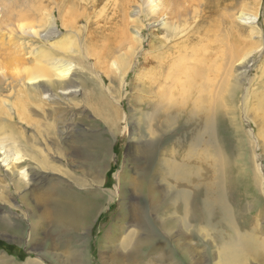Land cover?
I'll use <instances>...</instances> for the list:
<instances>
[{
  "label": "rangeland",
  "instance_id": "obj_1",
  "mask_svg": "<svg viewBox=\"0 0 264 264\" xmlns=\"http://www.w3.org/2000/svg\"><path fill=\"white\" fill-rule=\"evenodd\" d=\"M121 1L0 0V264H218L232 229L200 218L216 164L235 228L264 241V0ZM60 196L78 228L57 226Z\"/></svg>",
  "mask_w": 264,
  "mask_h": 264
},
{
  "label": "bare ground",
  "instance_id": "obj_2",
  "mask_svg": "<svg viewBox=\"0 0 264 264\" xmlns=\"http://www.w3.org/2000/svg\"><path fill=\"white\" fill-rule=\"evenodd\" d=\"M206 2H207V4H209V6H211V8L216 7L215 4H218V6L221 5V7H223V3L221 0L220 1L219 0H206ZM121 5H122L121 7L125 6V0L121 1ZM214 9H216V8H214ZM220 9H222V8H220ZM224 12L221 15L222 17H225ZM218 15H219V13L217 14V16L215 15L216 19H217ZM64 19H65V23L69 25V24H72L74 22L75 16L72 13H70L69 16L68 15L65 16ZM245 20L248 21L250 19L245 18ZM122 26H124V25L122 24ZM215 28H216V26H215ZM120 31L122 33H126L125 28H123ZM217 31H219V28ZM120 33H119V35H120ZM234 33L235 34H233V33L232 34L239 36L238 33H236V32H234ZM229 34H228V37H230ZM241 34L242 33H240V35ZM216 36H218V35H216ZM225 37H227V35ZM96 39L98 42L96 41ZM222 39H224V38L222 37ZM93 41L96 44H98V46L96 47L94 44H91L90 49L92 51L95 50V55L100 56L102 63H105V61H103V56H105L107 53H108V55H111V48H108V44L105 41L101 45L99 42V41L103 42V39H101V38H95V40L93 39ZM226 41L222 42L221 47L223 44L225 45ZM226 44L228 45V47L230 49L228 51L229 55L236 52L238 46L235 48L234 47L235 45H230L231 43L229 44V41H227ZM235 44H237V43H235ZM113 45H114V41H113ZM67 67L68 66H66V68H59L60 70H62L60 72V76L65 77L66 75L69 74L70 69ZM179 68L180 69L178 71L181 72L184 76H186V78L190 81L192 90L194 92L198 91V90L204 91V87L199 84L205 75L201 70L191 69V68L186 67V66H181ZM176 74H177V69L175 68L174 69V76L175 77H177ZM174 80L176 81L177 79H174ZM31 84L33 85L34 83H31ZM71 87H73V85L68 86V88H71ZM34 88H37V87L32 86L31 90ZM23 110H24V107H23ZM259 111H261V115L264 118V102L259 104ZM204 129H205V133L207 134V136H209V134L213 135L214 134L213 132L215 131V124L212 123V120L208 119ZM201 141H202V137H200L199 139L196 140L197 143H200ZM2 154L3 153H0V155H2ZM207 155L209 157V154H207ZM203 158L206 159L207 156H204ZM216 171H219L220 177L216 183H214L213 185L210 184L206 187L208 189V192L205 193V197H204V200H203L202 205H201V211L203 213L200 216V218L202 220H206L208 223L211 224L212 223L211 220H213L216 217V221L219 222L220 226L225 225L229 229H232L229 231V236H228L227 242L224 241L223 235L222 236H221V234L219 235L220 239H218V241L220 243H223V246H222V250L220 252L218 264H248L247 262L248 261L250 262V260H251V262H254V263L256 262L255 264H264V241H261L258 238H253V237H249L247 235H243L242 233H240L235 228V223H236L235 221H236L237 215L234 212V209L231 206V203L229 202V199L232 198V196H228V190L230 189L231 186L234 185V183H232L231 180H229L230 179L229 173L226 170H224L223 166L219 167L217 164H216ZM174 173H175V176L177 177V179L181 180V182L183 181L186 184L189 183L187 181L188 177L191 176L189 171H186L185 169H181V168H175ZM175 198L177 200H180L185 205V207L190 205L191 196H190V193L187 191H183V190L179 191V193H177V195H175ZM71 199L74 200V196H71ZM60 213H67L66 209H65V197H61V196L58 198V201L55 203V207L53 209V214H55L57 216V219H56L57 226L61 227V226L66 224V225L71 226L72 228H78V225H80V218H77L75 220L71 217L63 219L60 215H58ZM70 213H73L72 215L81 214V207L78 204H76L74 209ZM189 214L190 213H186L187 216ZM175 225H176L175 221H170L168 228L171 231H173V229L176 228ZM143 231L146 232V234H144L145 240H144V242L141 243L140 248L145 249V248L150 247L151 249H153L154 242H152L153 240L151 237L152 230L150 231L148 228H145V229H143ZM165 244L166 243H163V245L160 244L158 246L155 245L154 248L157 250H161L162 247L165 246ZM181 252L183 253L184 260H188V259L190 260V251L188 250V248H181ZM161 257L162 258L160 261H163V260L166 261L167 260L168 263L172 262L173 264H177L174 262L175 255H174L172 250H167V253L161 255Z\"/></svg>",
  "mask_w": 264,
  "mask_h": 264
}]
</instances>
